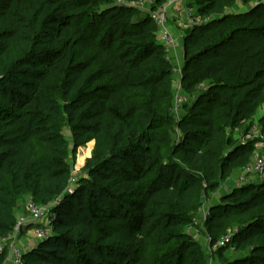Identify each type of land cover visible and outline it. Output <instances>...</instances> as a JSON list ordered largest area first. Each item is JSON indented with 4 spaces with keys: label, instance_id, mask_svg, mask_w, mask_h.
<instances>
[{
    "label": "trees",
    "instance_id": "obj_1",
    "mask_svg": "<svg viewBox=\"0 0 264 264\" xmlns=\"http://www.w3.org/2000/svg\"><path fill=\"white\" fill-rule=\"evenodd\" d=\"M234 1L193 3L213 18L184 36L189 99L176 118L173 65L149 14L111 0H0V237L25 199L58 201L53 235L22 264H200L186 227L253 162L257 141L234 136L264 101V3L223 15ZM89 143L68 194L70 147ZM203 226L211 245L232 232L234 252L248 250L228 264H264V180L222 195Z\"/></svg>",
    "mask_w": 264,
    "mask_h": 264
},
{
    "label": "built area",
    "instance_id": "obj_2",
    "mask_svg": "<svg viewBox=\"0 0 264 264\" xmlns=\"http://www.w3.org/2000/svg\"><path fill=\"white\" fill-rule=\"evenodd\" d=\"M127 4L121 2L119 5L134 7L137 10H145L148 13L157 29L158 43L164 47L166 57L173 65V81L181 74V61L179 53L183 47V36L176 32V27L185 20V26L193 28L196 26L207 25L212 21V16H204L191 10V8H185L188 0H167L162 6L152 9L154 0H146L143 4L138 5L136 3ZM174 23V24H172ZM174 85V84H173ZM175 103L173 111L178 112L180 106L185 102V95L181 94V85L175 87ZM250 134V133H249ZM249 138V135L246 136ZM243 176L239 178L235 187H239L248 183L246 176L254 174L258 180H264V157L256 158L249 167L242 170ZM76 186V179L70 177V182L65 192L71 194ZM58 202V201H57ZM57 202H54L50 206H54ZM50 206H37L31 200L25 202V212L27 216L18 217L13 231L6 237H0V255L7 253V262L9 264H22L21 260L24 254V249L20 245V240L24 231V228H28L31 238L35 242L47 240L53 235V229L51 228L52 216L49 213ZM232 232H228L225 236L219 239V242L215 245L217 249L228 247V252H234L235 247L231 243ZM209 240V238H208ZM210 241V240H209Z\"/></svg>",
    "mask_w": 264,
    "mask_h": 264
},
{
    "label": "rangeland",
    "instance_id": "obj_3",
    "mask_svg": "<svg viewBox=\"0 0 264 264\" xmlns=\"http://www.w3.org/2000/svg\"><path fill=\"white\" fill-rule=\"evenodd\" d=\"M136 4L141 5L143 4L144 1L146 0H134ZM189 2L186 4L185 8H191V10L194 12V15L196 14V12L194 11V5L193 3H195V0H188ZM121 2H125L127 4L133 3V0H111V5L117 4L119 5ZM264 0H235L234 3L229 6L228 8L224 9L223 15L226 16H234L232 18H237V16L240 15H245V13H247L248 11H250V9H253L255 7H258L259 5L263 4ZM138 16L137 18H142L144 16H146L148 13H146L145 10H138ZM136 18V19H137ZM181 24L179 26H177L176 32L180 35L186 36L191 28L186 27L185 25V20L181 19ZM174 24V23H172ZM183 45V43H182ZM184 45L181 49V52L179 53V61L182 62L181 67L183 66V57H184ZM181 77V74L179 75ZM181 84V79L179 77H177L175 79L174 85L175 87ZM204 84L200 85V88H203ZM194 91V89H193ZM186 94H188L189 96H191L192 94L187 90L185 92ZM183 94V92L181 93ZM185 95V94H183ZM189 98L185 97V102L188 101ZM180 110H178V112H175V117L177 118L181 112H179ZM264 116V101L263 103L260 105L258 111L256 112L255 116L248 119V121H246L245 123H243L242 127L237 130L234 138L236 141L239 142H243V141H249V140H254L257 141L256 147H255V154H254V160L258 157H264V128L259 124V120ZM250 129V134H249V138H247L246 136H242V134L247 130ZM63 132L64 135L66 137V139L68 140L69 144L71 143V135H70V131L64 127L63 128ZM173 137V136H172ZM86 147H88L86 145ZM86 147L80 148L78 149L77 153L75 156L72 155L71 153V147H70V158L68 163L71 165L72 168V174L76 179V183H78L80 181V178L84 177V172H83V168L85 166V160L84 159V163L82 165H80L77 161H78V156L81 152V149H86ZM253 160V161H254ZM243 172H236V174L234 173V176H232V178L230 179L231 183H229V180L226 182L221 183V185L219 186L218 190H216V192L214 193H209L207 196L208 198L214 199L218 196V194L222 193L223 190H227V188L230 187H235V184L238 182L239 178H241L243 176ZM253 180V182L259 181L257 179V177L254 174H251L250 176H246V181ZM26 202V201H25ZM24 202V205H25ZM203 208V207H202ZM205 208V207H204ZM204 210V209H202ZM204 214V212H203ZM203 214L201 213V215L199 216L198 219H194L190 224H188V226L186 227V230L193 234L194 236V240L198 241L200 244V248H201V259H199V263L200 264H228L229 262H232L234 260H236L237 258H241L244 257L245 255L248 254V250H237L236 252H228L225 250H218L216 248V246L211 245V242L208 240V237L205 233L204 230V226H203ZM22 216H27V214H23ZM19 216V217H22ZM18 217V215H17ZM28 236V237H27ZM28 228H24L21 240L23 238H28L31 240V237ZM33 239V238H32ZM35 242V241H34ZM22 249H24V247L22 246ZM196 261L195 259L191 260V264Z\"/></svg>",
    "mask_w": 264,
    "mask_h": 264
},
{
    "label": "crops",
    "instance_id": "obj_4",
    "mask_svg": "<svg viewBox=\"0 0 264 264\" xmlns=\"http://www.w3.org/2000/svg\"><path fill=\"white\" fill-rule=\"evenodd\" d=\"M180 63H182V62H180ZM173 84H174V81H173ZM180 85H181V84H180ZM172 88H173V91H174V89H175V88H174V85H172ZM181 88H182V87H181ZM181 90H182V89H181ZM180 93H182V91H181ZM240 171H242V170H235V171L232 173V176H234V173L236 174V172H240ZM232 176L228 179V180H229V183L233 182V181L230 180V179L232 178ZM228 180H226V182H227ZM250 181H253V180H250ZM218 188H219V187H218ZM232 189H234V188H233V187H230V188H227V190H223L222 193L218 194V196H217L216 198L212 199V200H211V198H208V196H207V198L205 199L204 204H203V206H202V207H203L202 209H204V210H202V212H199V213H198V216H200L201 213L203 214V212H204V214H203V218H204L205 214H206L207 211H208V207H209L210 205H217V204H218V201H219V198H220L222 195L231 192ZM25 201H28V199H25L21 204L18 205V208H17V211H16V213L18 214V217H19V216H22L24 213L27 214V213L25 212V205H24V202H25ZM204 207H205V208H204ZM27 237H28V236H27ZM29 237H31V236H29ZM36 243H37V242H34V240H33L32 238H31V240L28 239V238H26V239L23 238L22 240H20V245L24 247V251H28V250H30V249H31Z\"/></svg>",
    "mask_w": 264,
    "mask_h": 264
},
{
    "label": "bare ground",
    "instance_id": "obj_5",
    "mask_svg": "<svg viewBox=\"0 0 264 264\" xmlns=\"http://www.w3.org/2000/svg\"><path fill=\"white\" fill-rule=\"evenodd\" d=\"M88 147H86V149H81V152H80V154H79V156H78V163L80 164V165H82L84 162V159H86L87 157H89L90 156V153H91V151H92V149H93V143H89L88 145H87Z\"/></svg>",
    "mask_w": 264,
    "mask_h": 264
}]
</instances>
